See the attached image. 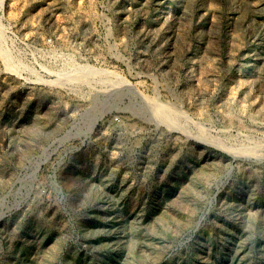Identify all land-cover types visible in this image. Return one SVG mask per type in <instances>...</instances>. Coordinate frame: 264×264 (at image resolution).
<instances>
[{
    "label": "rangeland",
    "instance_id": "obj_1",
    "mask_svg": "<svg viewBox=\"0 0 264 264\" xmlns=\"http://www.w3.org/2000/svg\"><path fill=\"white\" fill-rule=\"evenodd\" d=\"M1 44L0 264H264V0H3Z\"/></svg>",
    "mask_w": 264,
    "mask_h": 264
},
{
    "label": "bare ground",
    "instance_id": "obj_2",
    "mask_svg": "<svg viewBox=\"0 0 264 264\" xmlns=\"http://www.w3.org/2000/svg\"><path fill=\"white\" fill-rule=\"evenodd\" d=\"M2 2H3V0H0V6L2 5ZM5 47L4 46H2V44L0 45V56H1V58H2V60L4 61V63L6 64V66L9 68V69H12V70H15L17 67V65H16V60H14L13 58V56L11 55V53L8 51V49H4ZM19 67V66H18ZM79 68V67H78ZM85 68L87 69V67H84L83 69H82V67L80 68V70L81 71H84L85 72ZM16 70H20V69H16ZM73 70H75V69H73ZM72 70V71H73ZM90 71V70H89ZM92 72V71H91ZM79 77H82L83 78V74L82 73H80L79 72ZM105 79H108V77L107 78H105ZM104 79V80H105ZM160 117L161 118H163L164 120H166L167 122H169V123H171V124H173V125H175L174 123H172V122H170L171 121V116H162V115H160Z\"/></svg>",
    "mask_w": 264,
    "mask_h": 264
}]
</instances>
